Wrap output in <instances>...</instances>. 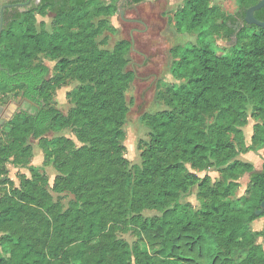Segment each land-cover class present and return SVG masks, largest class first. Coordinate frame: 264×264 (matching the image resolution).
Returning a JSON list of instances; mask_svg holds the SVG:
<instances>
[{
    "label": "trees",
    "instance_id": "trees-1",
    "mask_svg": "<svg viewBox=\"0 0 264 264\" xmlns=\"http://www.w3.org/2000/svg\"><path fill=\"white\" fill-rule=\"evenodd\" d=\"M236 1L244 11L259 0ZM115 12L114 3L101 0H45L4 20L0 94L21 91L35 108L5 124L0 171L8 162L26 167L27 140L37 139L43 164L59 173L54 190L68 191L74 200L62 208L27 167L32 177L0 198V264H264V244L256 241L263 231L251 228L264 200V159L255 170L236 159L231 140L233 135L242 142L251 117V145L264 147V27L241 29L224 53L214 35L231 39V14L225 16L213 0H184L173 25L197 40L171 50L175 81L165 87L168 109L144 116L149 141L140 147L141 165L131 172L121 144L131 44L118 40L108 50L96 40L113 33ZM48 13L51 30L43 21L37 25L36 15ZM255 15L264 21V6ZM41 57L56 61L53 76ZM69 76L81 84L67 93L74 108L65 115L51 95ZM70 124L78 127L82 146L46 136ZM210 168L219 180L197 173ZM247 172V190L234 197L238 178ZM194 187L199 209L181 202ZM145 209L161 214L144 217ZM125 224L139 231L132 245L116 235Z\"/></svg>",
    "mask_w": 264,
    "mask_h": 264
},
{
    "label": "rangeland",
    "instance_id": "rangeland-1",
    "mask_svg": "<svg viewBox=\"0 0 264 264\" xmlns=\"http://www.w3.org/2000/svg\"><path fill=\"white\" fill-rule=\"evenodd\" d=\"M154 2V1H153ZM213 3L224 12V15H230L236 10V0H213ZM181 5L180 0H156L154 4L146 1L123 11L121 18L119 12H115L110 18L113 33L105 32L96 40L99 47L112 50L118 40H127L130 42L132 32L134 43L126 54L125 69L132 73V80L124 93L127 105V113L122 129L125 137L122 141L123 156L128 161V168L133 171V167L141 165V149L148 141L150 127L147 125L144 116L153 114L157 111L168 109L165 87L166 84L174 82L170 66L173 61L171 50L188 42H196L197 35L193 33H183L173 25L172 15L174 10ZM37 25L44 22L45 28L52 29L53 14L45 16L36 15ZM136 18L141 21H133ZM147 24V28H145ZM106 36V38H104ZM101 44V42H104ZM215 47L229 53L236 41L226 39L222 34L214 35ZM131 43V42H130ZM50 68V76L55 74L54 66L56 61H51L41 57ZM81 83L74 77H64L62 85L56 88L51 100L65 115L72 112L74 104L67 99V93L79 86ZM35 106L25 100L21 91L0 94V119H5L0 125V142H5L8 131L5 124V116H13L19 111L25 110L29 113L34 112ZM212 118L209 119V123ZM256 121L249 117L247 124L242 127V142L239 138L231 136L238 154L236 159L251 163L255 170L262 168L264 159V147L252 144L253 126ZM47 137L65 136L71 139L76 147L82 146L78 127L70 124L59 132H50ZM27 144L31 146L30 154L25 157L24 166H17L8 162L0 171V198L10 194L14 188H19L24 178H31L32 172L27 167L36 170V174L41 178V183L50 192L54 202H58L62 208H67L74 200V195L68 191L56 192L54 190V181L59 174L52 165L43 164V151L37 139L29 138ZM251 146V147H249ZM203 177L208 174L213 182L220 179V174L215 168L197 172ZM239 188L236 190L234 197L242 196L250 182V173H244L238 178ZM183 203H189L194 209H199L201 201L197 198V187H194L181 200ZM161 212L156 209H145L142 212L144 217L159 216ZM251 228L257 231L264 230V216H258L252 223ZM116 235L129 244L135 243L139 238V231L134 225H120L116 229ZM257 243L263 246V237L257 238ZM264 247V246H263Z\"/></svg>",
    "mask_w": 264,
    "mask_h": 264
},
{
    "label": "flooded vegetation",
    "instance_id": "flooded-vegetation-1",
    "mask_svg": "<svg viewBox=\"0 0 264 264\" xmlns=\"http://www.w3.org/2000/svg\"><path fill=\"white\" fill-rule=\"evenodd\" d=\"M43 1H45V0H0V17L2 18V21H3L2 29H3V25H4V20L6 18L16 16L19 13H23V12H27V11H33ZM101 1L105 2L108 5H111L114 3L116 5V11L119 12V14L122 18L123 11L125 9H128L129 7L136 6V5L141 4L143 2H146V1L150 2L151 4H154L156 0H101ZM47 2L63 3V2H67V0H47ZM183 2H184V0H180L181 5L183 4ZM181 5H179L174 10V12L176 10H178L181 7ZM246 10L243 11L242 9H240L239 5L236 4V10L231 14V20L227 21V24L231 30L230 38L234 41H236V33H238L241 29L246 28V27H252L255 25V24H249L245 21ZM259 10H256V11H259ZM255 12H254V17L256 19H258L255 15ZM48 14H52V13H48ZM48 14H46V15H48ZM131 20L141 21V20H138L136 18H131ZM258 20H260V19H258ZM144 26H145V28H147V24H145ZM130 35H131L130 36V42H131L130 44L133 46L134 38H133L132 32Z\"/></svg>",
    "mask_w": 264,
    "mask_h": 264
},
{
    "label": "water",
    "instance_id": "water-1",
    "mask_svg": "<svg viewBox=\"0 0 264 264\" xmlns=\"http://www.w3.org/2000/svg\"><path fill=\"white\" fill-rule=\"evenodd\" d=\"M264 6V0H259L256 4L250 6L247 8L246 10V14H245V21L249 24H255L259 27H264V21L262 20H258L254 17V12L256 10H259L261 9L262 7ZM1 18V17H0ZM2 18L0 19V34H1V31H2ZM21 112V111H19ZM5 118L7 120H10L12 118V116H5ZM4 120L5 119H0V125L4 123ZM264 212V200L261 202L260 204V207L255 209L254 213L255 215L258 217V216H261V214ZM263 244H264V230H263Z\"/></svg>",
    "mask_w": 264,
    "mask_h": 264
}]
</instances>
